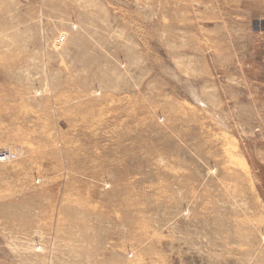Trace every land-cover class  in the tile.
<instances>
[{
	"label": "rangeland",
	"instance_id": "1",
	"mask_svg": "<svg viewBox=\"0 0 264 264\" xmlns=\"http://www.w3.org/2000/svg\"><path fill=\"white\" fill-rule=\"evenodd\" d=\"M0 264H264V0H0Z\"/></svg>",
	"mask_w": 264,
	"mask_h": 264
},
{
	"label": "built area",
	"instance_id": "2",
	"mask_svg": "<svg viewBox=\"0 0 264 264\" xmlns=\"http://www.w3.org/2000/svg\"><path fill=\"white\" fill-rule=\"evenodd\" d=\"M15 157V153L11 150L0 149V161H8Z\"/></svg>",
	"mask_w": 264,
	"mask_h": 264
}]
</instances>
